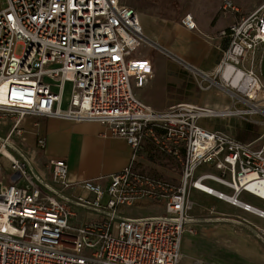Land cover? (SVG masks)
<instances>
[{
    "label": "built area",
    "instance_id": "obj_1",
    "mask_svg": "<svg viewBox=\"0 0 264 264\" xmlns=\"http://www.w3.org/2000/svg\"><path fill=\"white\" fill-rule=\"evenodd\" d=\"M219 9L238 12L229 0ZM179 23L197 29L191 13ZM220 35L227 47L217 75L244 109L179 103L158 111L134 94L153 77L150 61L133 57L149 44L136 10L120 0H0V129L7 127L0 133V264H180L183 237L209 222L244 225L264 246L263 228L212 209L191 213L189 195L197 191L264 219L242 200H264V134L243 142L199 124L210 116L264 115L255 71L264 4ZM28 118L100 124L131 148L130 161L106 184H71L66 162L50 159L46 180L32 157L44 137L34 147L23 141ZM146 141L178 164L176 182L137 167ZM140 201L163 213L127 216Z\"/></svg>",
    "mask_w": 264,
    "mask_h": 264
},
{
    "label": "crops",
    "instance_id": "obj_2",
    "mask_svg": "<svg viewBox=\"0 0 264 264\" xmlns=\"http://www.w3.org/2000/svg\"><path fill=\"white\" fill-rule=\"evenodd\" d=\"M222 2V0H188L176 11L167 10L163 17L159 15L160 8L155 4L136 10L143 34L149 41V44H146L147 55L143 56L150 61L153 73L152 79L144 87L134 90L135 96L140 101L158 111L179 103L220 111L237 108L232 93L224 88L225 84L217 75L222 52L227 47V40L220 33L239 17L251 14L261 5L254 10L248 6L235 5L238 9L237 13L221 12L219 8ZM186 13H191L195 20L197 27L195 31L186 30L180 25L179 20ZM141 16L145 19L142 20ZM245 66L248 67L249 64L245 63ZM255 71L264 85V46L258 50ZM204 121L199 122L202 127ZM23 126L25 130L23 141L29 146L34 147L39 136L45 139L44 149L33 150L32 157L36 169L46 180L51 178L47 166L50 159H62L66 162L67 180L71 184L88 180H100L102 184H106L107 178L123 169L131 158V148L123 140L108 135L105 128L97 123L28 118L24 120ZM0 130L2 133L3 128ZM4 130L6 132L7 127ZM156 154L163 156L153 152L150 142H144L137 167L150 175L176 182L179 179V172L173 169L170 158L163 156L162 161L157 160L154 157ZM209 184L225 191L220 186ZM77 193L85 195L80 191ZM192 195L196 203L191 200ZM189 199L193 205L191 211L193 216H200L202 210L206 214L212 209L219 214L240 218L264 229V219L243 212L212 196L191 191ZM242 200L264 211L261 205L263 200L249 195H244ZM135 206L142 210L155 207L147 201H140ZM158 212L161 210L159 209ZM198 227L199 225L196 226L195 233L199 231ZM239 227L240 231L247 235H242L239 240L243 241L245 237L253 236L246 226ZM217 231L215 236H218L221 242L232 241L229 226ZM204 233H206L202 237L204 241L211 240L210 236L213 233L207 230H204ZM194 235L183 237L181 252L184 255V247L192 243L187 241ZM189 259L190 263L186 264H202L197 258L189 257Z\"/></svg>",
    "mask_w": 264,
    "mask_h": 264
},
{
    "label": "rangeland",
    "instance_id": "obj_3",
    "mask_svg": "<svg viewBox=\"0 0 264 264\" xmlns=\"http://www.w3.org/2000/svg\"><path fill=\"white\" fill-rule=\"evenodd\" d=\"M188 0H120V3L138 10L140 8L147 7L148 5H156L160 8L159 15L163 17L166 15L167 10H178L180 5L187 3ZM224 1V0H222ZM236 6H248L253 8L259 7L264 3V0H229ZM141 19L145 18L141 16ZM180 21V20H179ZM16 54H21L22 47L17 46ZM142 55H147V46L142 44L133 54V57H138ZM237 109H244V104L237 103ZM208 108L209 107H202ZM234 109V108H232ZM214 110V109H212ZM216 111V110H215ZM205 120L203 126L211 131H222L229 133L243 142H252L264 134V115L261 113L256 115H240V116H210ZM5 128V127H4ZM3 128V132H5ZM2 130H0L1 133ZM2 132V133H3ZM1 133V134H2ZM155 159L163 160V156L154 155ZM165 158V157H164ZM166 159V158H165ZM172 164L173 169L179 172V167L177 163H174L171 159L169 160ZM173 182H175L173 180ZM194 203L196 200L192 195ZM256 205L255 203H253ZM261 205L264 208V200L261 201ZM202 207L206 208V206ZM159 211V209L153 207L150 209L142 210L138 206H132L126 209L127 216L140 217L154 215ZM163 211L158 212L161 214ZM200 216H205V212L202 210ZM229 226L232 234L231 242H221L218 236L215 234L218 232L217 229ZM199 231L195 233L194 237L189 238L187 241L192 242L190 245L184 247L183 259L181 264L190 263L189 257L197 258L202 264H264V246L255 239L254 236L245 237L243 241L239 238L246 235V233L240 231V227L234 223L226 225L225 223H202L199 225ZM204 230L212 232L213 235L210 236L211 240H205L203 235ZM217 231V232H216ZM243 235V236H242ZM247 236V235H246ZM249 236V235H248ZM203 240H202V239ZM206 239V238H205ZM186 257V258H185Z\"/></svg>",
    "mask_w": 264,
    "mask_h": 264
},
{
    "label": "water",
    "instance_id": "obj_4",
    "mask_svg": "<svg viewBox=\"0 0 264 264\" xmlns=\"http://www.w3.org/2000/svg\"><path fill=\"white\" fill-rule=\"evenodd\" d=\"M219 84V83H218ZM224 88H225V86H224ZM227 91H229V92H231L232 94H234L231 90H228L227 88H225Z\"/></svg>",
    "mask_w": 264,
    "mask_h": 264
},
{
    "label": "bare ground",
    "instance_id": "obj_5",
    "mask_svg": "<svg viewBox=\"0 0 264 264\" xmlns=\"http://www.w3.org/2000/svg\"><path fill=\"white\" fill-rule=\"evenodd\" d=\"M204 187V190H206V187L205 186H203ZM261 190H263L264 191V189H261Z\"/></svg>",
    "mask_w": 264,
    "mask_h": 264
}]
</instances>
